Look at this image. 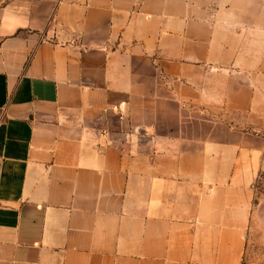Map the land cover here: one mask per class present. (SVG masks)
Wrapping results in <instances>:
<instances>
[{"label": "crops", "instance_id": "crops-1", "mask_svg": "<svg viewBox=\"0 0 264 264\" xmlns=\"http://www.w3.org/2000/svg\"><path fill=\"white\" fill-rule=\"evenodd\" d=\"M264 163V0H0V264H241Z\"/></svg>", "mask_w": 264, "mask_h": 264}, {"label": "rangeland", "instance_id": "rangeland-1", "mask_svg": "<svg viewBox=\"0 0 264 264\" xmlns=\"http://www.w3.org/2000/svg\"><path fill=\"white\" fill-rule=\"evenodd\" d=\"M241 264H264V163L252 184V200Z\"/></svg>", "mask_w": 264, "mask_h": 264}]
</instances>
